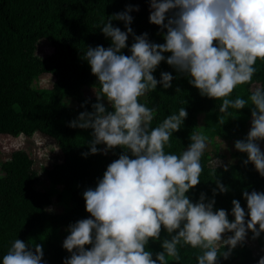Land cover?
<instances>
[{
	"label": "clouds",
	"instance_id": "9594fccd",
	"mask_svg": "<svg viewBox=\"0 0 264 264\" xmlns=\"http://www.w3.org/2000/svg\"><path fill=\"white\" fill-rule=\"evenodd\" d=\"M150 22L164 32L165 43L151 42L148 33L136 35L130 26L133 9L102 20L101 31L111 38V46L88 47L85 59L98 78L100 90L92 111H83L70 127L92 129L90 153L108 154L124 149L108 166L95 188L84 191L90 218L70 224L63 247L71 255L64 264H178L179 247L190 245L202 250L198 264H219L245 241L249 230L253 239L264 232V192L244 191L247 211L239 200L227 210H214L215 199L206 202L201 194L193 202L187 193L196 187L203 172L201 157L208 138L192 133V143L181 154L165 151L170 138L188 116L185 107L151 127L154 108L140 102L158 84L172 86L173 75H153L162 61L191 77L190 83L201 95L222 100L219 111L240 110L251 104V128L235 148L247 153L264 176V88L256 86L247 98L229 99L239 85L252 84L257 60L264 61V0H149ZM125 23L127 31L113 25ZM129 34L134 38L130 55ZM165 53L170 55L165 56ZM179 90V89H177ZM107 101V105L104 101ZM87 103V101L85 102ZM223 124L224 118L220 116ZM98 145H106L99 148ZM89 153H84L87 156ZM227 170V168H225ZM219 192L228 188L216 179ZM217 189H214L215 192ZM169 234L162 251L153 256L147 246L158 241L162 231ZM226 233H233L225 238ZM228 250L220 252V246ZM41 244L30 246L15 239L2 257V264H44ZM258 264H264L261 257Z\"/></svg>",
	"mask_w": 264,
	"mask_h": 264
},
{
	"label": "trees",
	"instance_id": "16d2710c",
	"mask_svg": "<svg viewBox=\"0 0 264 264\" xmlns=\"http://www.w3.org/2000/svg\"><path fill=\"white\" fill-rule=\"evenodd\" d=\"M129 6L139 7V11L130 13L133 16L130 26L135 34L147 32L151 42L165 43L166 29L162 32L159 25L150 22L149 0H0V132L8 130L14 135L31 136L40 131L51 136L63 152L68 174L76 186L70 188L73 205L66 212L50 213L46 206L51 204V197L35 188L39 176L32 169L28 154L17 150L11 159L2 163L5 175L0 177V191L12 188L13 192L8 209L0 214V264L15 239L28 242V234L36 230L45 241L44 264H64L65 258L71 255L64 249L58 232L64 228L67 237L70 224L87 218L78 195H83L88 188H95L107 165L115 160L102 153H90L88 142L93 139L92 129L69 126L81 112L92 111V104L97 102V97L83 96L84 87L96 86L100 90L98 78L92 74L91 66L81 52L89 46H111V38L101 31L102 20L107 22L113 14L125 11ZM112 23L127 31L123 21L113 20ZM43 42H49L53 47L45 56L38 52ZM133 42L134 38L129 34L128 48L122 50L124 54L130 55ZM168 55L170 53H165ZM255 66L257 72L252 84L237 86L229 99L237 96L247 99L254 87L264 88V61L258 59ZM36 68L54 76L49 94L43 95L33 88ZM162 72H170L174 78L170 88L158 84L155 91L146 94L147 101L143 104L155 109L151 127L158 126L168 115L178 114L182 107L188 112L181 129L170 138L171 147L165 146L166 152L177 155L183 152L184 145L191 141V134L200 128V115L206 117L208 129L213 127L221 135L229 136L235 131L238 122L228 120L226 125H221L216 121L222 100L201 95L189 82L191 77L178 72L166 60L153 75L160 80ZM64 99L75 105H65ZM251 107L249 104L245 109ZM233 110L230 107L227 113ZM123 152L124 149L120 153ZM84 153L89 154L85 156ZM245 160L241 157L234 165L210 168L202 155L201 181L187 195L193 202H198L203 193L206 202L215 199L214 210L223 208L228 213L236 199L247 211L243 192H264V176L251 162L245 164ZM216 179L228 188L226 193L219 192ZM214 189H217L215 194ZM165 238H170L166 230L162 231L160 239L163 242ZM162 242L150 240L147 248L154 258L163 250ZM178 247L181 255L178 264H198L196 257L202 250L190 245ZM219 250L221 253L227 251L228 246L221 245ZM260 258L243 242L232 250L228 259L221 256L219 264H258ZM170 264L174 262L170 261Z\"/></svg>",
	"mask_w": 264,
	"mask_h": 264
},
{
	"label": "rangeland",
	"instance_id": "374dc122",
	"mask_svg": "<svg viewBox=\"0 0 264 264\" xmlns=\"http://www.w3.org/2000/svg\"><path fill=\"white\" fill-rule=\"evenodd\" d=\"M150 8V6H149ZM151 11V8H150ZM53 47L49 42H43L39 48V54L45 56L52 51ZM86 49H82L81 55L85 56ZM37 78L33 84V88L37 89L43 95L49 94L53 88L55 78L52 74L45 73L41 69L36 68ZM96 91L99 88L96 86H86L83 89L84 97H96ZM141 103L147 101V96L139 98ZM65 105L72 106L75 103L71 100L64 99ZM107 104V101H104ZM246 108V107H245ZM234 109L229 113L216 112V121L219 122L220 116H223L224 123L226 125L228 120H234L238 122V127L229 136L219 134L215 128L208 129L209 126L206 117L199 116V130L198 134H203L208 138L207 148L204 152V156L207 160L210 168L217 166L228 167L237 163L239 158L243 157L248 159L247 153L240 152L235 148V141L244 139L247 136L251 128V108L247 109ZM8 128V125L6 126ZM192 143L189 141L183 147V151L188 148ZM261 149L264 150V141L259 142ZM106 145H100L99 148H105ZM17 150L25 151L30 159H32V169L36 170L39 176L34 184L35 188L40 191L47 192L51 197V204L46 206L47 211L50 213H63L66 212L72 205L73 200L71 198L70 188H74L75 182L71 181V176L68 174V169L64 163V155L61 149L57 146L51 136H48L40 131H36L31 136L20 134L14 135L11 132H0V177L5 175L4 170L1 168L3 162L11 159L14 152ZM121 148L116 147L108 151V154L104 155L108 158L118 159L121 154ZM108 166V165H107ZM70 185V187H69ZM13 192L12 188L0 191V214L3 213L9 207L10 195ZM78 202L85 212L86 217L90 218V214L86 211V202L83 195H78ZM229 219L234 220L231 212H229ZM60 240L63 241L66 238L65 229L61 228L58 232ZM233 233H226L225 238ZM28 243L30 246L34 244H41L43 249L45 247V241L36 230L33 233L28 234ZM162 242V240H158ZM245 244L252 250L256 256L264 257V232L261 235L253 239V233L249 230L247 237L244 241ZM238 244L236 247H238Z\"/></svg>",
	"mask_w": 264,
	"mask_h": 264
}]
</instances>
